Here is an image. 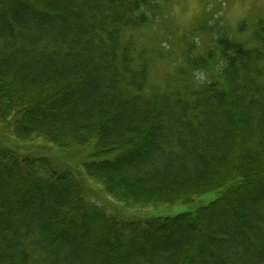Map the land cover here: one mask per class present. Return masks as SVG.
<instances>
[{"label":"trees","instance_id":"1","mask_svg":"<svg viewBox=\"0 0 264 264\" xmlns=\"http://www.w3.org/2000/svg\"><path fill=\"white\" fill-rule=\"evenodd\" d=\"M173 1L0 0V264H264V18Z\"/></svg>","mask_w":264,"mask_h":264},{"label":"rangeland","instance_id":"2","mask_svg":"<svg viewBox=\"0 0 264 264\" xmlns=\"http://www.w3.org/2000/svg\"><path fill=\"white\" fill-rule=\"evenodd\" d=\"M162 15L165 16L162 19L161 26L165 27L162 32L170 39L169 44L172 47L171 50L167 43V52L170 53L169 57H173L185 51L186 44L192 41L193 36L203 46H209L212 39L210 35L203 32L191 34L194 30L205 28L208 23L221 24L232 32L241 23L250 27L258 19L264 18V0H174L163 9ZM239 41L248 40L239 36ZM172 73L171 67H155L151 72L152 87L162 89L167 86ZM188 210V207H174L161 209L157 214L175 216Z\"/></svg>","mask_w":264,"mask_h":264}]
</instances>
